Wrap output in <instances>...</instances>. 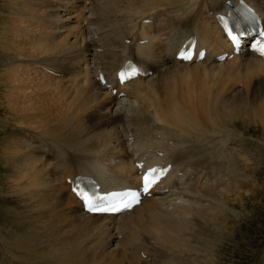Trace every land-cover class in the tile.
Returning <instances> with one entry per match:
<instances>
[{
    "label": "bare ground",
    "instance_id": "obj_1",
    "mask_svg": "<svg viewBox=\"0 0 264 264\" xmlns=\"http://www.w3.org/2000/svg\"><path fill=\"white\" fill-rule=\"evenodd\" d=\"M245 1L264 22V0ZM4 2L2 8L25 18L27 26L23 21L22 27L17 25L26 37L24 47L14 56L1 55L0 64L13 66L12 77L18 71L32 74L37 87L58 95L55 101L74 92L90 113L78 107L67 119L68 114L57 112L66 117L60 120L78 144L73 150L80 154L77 163L73 154L59 159L54 154L47 161L39 152L49 156V151L35 142L26 144L25 155L9 161L16 175L27 174L31 182L29 187L15 185L23 213L11 214L12 224L0 219V264H216L225 221L229 214L238 215L233 205L240 200V182L233 177L238 160L230 162L226 150L233 123L244 118V127L254 121L264 127V58L251 51L245 39L232 64L218 58L232 53L219 20L239 0ZM189 37L207 49L203 60L176 59ZM23 61L41 68L24 66ZM130 61L141 64L142 74L119 85L115 75ZM49 68L60 77L49 75ZM199 69L205 78L222 80L229 72L232 79L246 82L245 88L224 87L225 92L220 88L215 94L206 93V84L201 86L204 100L212 96L202 104L205 121L196 104ZM101 74L105 84L99 80ZM18 90L8 93L17 115L24 116L28 109L42 115L52 110L51 99L39 100L44 106L40 109L25 104L26 96L22 100ZM68 161L75 164L64 168ZM142 161L143 171L160 163L169 175L141 204L116 215L86 212L66 182L68 177L87 175L103 190L139 186L136 162Z\"/></svg>",
    "mask_w": 264,
    "mask_h": 264
},
{
    "label": "rangeland",
    "instance_id": "obj_2",
    "mask_svg": "<svg viewBox=\"0 0 264 264\" xmlns=\"http://www.w3.org/2000/svg\"><path fill=\"white\" fill-rule=\"evenodd\" d=\"M4 5H5L4 0H0V41H1L0 56L3 55L4 57H6L5 55L8 54L9 56H14L15 54L13 53L17 51V48L21 50L24 47V43H25L24 40H26V37L22 36L23 34H19V32L21 31L19 30L18 26L19 25L21 27L23 25H24L23 27H25V25L27 26L26 23L27 21L25 20V18L21 16H17L14 13H12L10 9H3L2 7ZM168 7L174 10L172 6H168ZM22 21L24 22L23 25H21ZM18 36L20 37L22 36L21 38L22 40ZM17 39H19L18 42ZM6 47L8 51L5 50ZM3 48L5 51L3 50ZM232 59H235V57L234 56L227 57L226 63L228 65L232 64L231 63L233 62L231 61ZM20 64L24 66H29V65L35 66L31 61H23L20 62ZM37 66L41 68V65L37 64ZM11 67L13 68V66L11 65L5 67L4 65L0 64V219L4 223H6V225L12 224L9 220L12 218L11 214L13 215L15 213H18L19 210L21 212L23 211L22 207L18 204L22 198V195L21 193L17 192V187H15V185L23 184L29 187V183L31 182L30 181L31 178H29V175L24 173L21 175H16V173H14L13 168H11L9 163V161L12 160V157L16 159L19 157V155L20 156L25 155L28 149L26 144L35 142L37 143L36 144L37 147H40L41 145L40 143H42L43 145L41 146L46 147V149L49 151L50 154L49 156L48 154L44 155L43 152L41 153L39 152V154L43 155L47 161H52V156H54V154L57 156L58 159L61 158L62 156L65 157V155L67 154H73V161L77 163L78 161H76L75 159H79L80 154L74 151L77 150L76 148H78V144L75 145L71 136L67 135L68 131L66 130V124L63 125L64 124L62 123L63 120L60 119L63 118L66 119V117H64L65 114H68L66 115L68 117L71 113H76L77 110L79 111V109L86 110L88 113H90V110L87 109L89 107L83 108L82 106H80V101H78L77 96L73 94L74 92L72 93L68 92L70 94L66 93L63 98H60L61 101L60 100L55 101L58 100V95L56 93L53 94L52 91H49L50 89L44 90L37 87L38 82L36 83V80L33 79L32 74L30 75L21 74V72L18 71L13 75V77L12 75L10 76L9 72L12 69ZM200 70L201 69H199L196 74L198 94L200 95L199 96L197 94L196 98L198 99L197 100L198 102L196 101V104H198V108H199L198 109L200 115L199 118L204 119L205 121V115L202 112V108H203L202 104L204 101H207L210 98H212V96L208 95L209 99L207 96L205 97L204 100L201 86L202 87L204 86V88L207 86L205 88L206 93L208 92L212 94L213 92V94H215L221 89H223V91L225 92L226 90H224V87L226 89L232 87L245 88L246 82L244 78L241 79L236 78V80L232 79V77H230L229 72L223 73L222 80L218 79V77L212 78L211 76L205 78L202 71ZM46 71L51 76L60 77V74L51 68L46 69ZM64 75L65 74H63V76ZM67 76L71 77L70 75ZM17 77L19 78V80ZM21 77L23 78V80ZM15 79L17 80L15 81ZM11 83L13 87L11 86ZM179 83L181 82L179 81ZM14 88L15 90L19 89L18 91L20 95H22V100H25L24 97L26 96L27 100L24 102L25 104L34 103L33 105L30 106H34L35 104H37L40 109L44 106L39 104L38 102L39 100L42 102L51 99L49 100L50 103L49 102L48 103L51 105L52 110L46 115L45 114L42 115L43 114L42 111H40L39 114V110L35 111L36 110L35 109L33 111L32 109H28V111L26 110L27 113L24 116L17 115L16 111L14 112L10 108L9 106L10 102L8 101V93H10ZM67 95L68 97L73 98L72 100L68 98L72 101L71 105L69 104L70 100L66 99ZM71 95L72 96L74 95V97H72ZM73 101H75L77 105ZM67 103L68 105H66ZM72 104L75 106H72ZM65 107L71 108V111L67 110V108ZM59 110H62V112H64L63 117H60L59 113H57ZM69 117L67 119H69ZM70 119L72 120L73 118ZM247 120L248 119L240 118L234 121L233 123L234 126H232V129L234 130L233 131L234 134L233 136L231 135V137L229 138L228 140L229 143L227 142L226 150L228 151V153H230L229 156L230 162L234 158L238 160V165L235 168L236 172H234L233 177L236 176L237 184L240 182V191L238 190V192L240 193V198H239L240 200L237 201L238 202L237 206L236 204L233 205L234 208H236L238 215L232 216L229 214L228 219L226 218L227 219L225 221L226 230L223 229L222 232L223 241L219 243L220 246H222V250L220 251L219 259L217 260L216 264H264V127L258 121L249 123L247 127L242 126V124L244 122H247ZM67 121L69 122L70 120ZM57 129L58 132H56ZM55 132L58 134L54 135ZM49 134L52 135L49 136ZM56 135H58L57 136L58 139L54 138L56 137ZM50 137L55 140L53 139L51 140ZM61 137L64 138L61 139ZM43 140L45 141L42 142ZM24 142L26 143L24 144ZM52 142L55 144H53ZM21 145L24 147H22ZM64 145L67 149L64 147ZM16 147L18 148V150L16 149ZM237 149L238 150L240 149L239 152ZM240 154L242 158L240 157ZM243 158H247L248 160H245ZM73 161L65 162L64 168L74 163ZM227 162L229 163L228 159ZM213 249L214 247L209 252L213 253ZM142 255L145 256V254ZM143 256L142 258H144ZM91 259L94 260L93 257ZM139 263L140 261L137 264Z\"/></svg>",
    "mask_w": 264,
    "mask_h": 264
},
{
    "label": "snow or ice",
    "instance_id": "obj_3",
    "mask_svg": "<svg viewBox=\"0 0 264 264\" xmlns=\"http://www.w3.org/2000/svg\"><path fill=\"white\" fill-rule=\"evenodd\" d=\"M261 36V40L257 41V47L258 50L260 51V53L262 55H264V32L260 33ZM234 42H238L237 37L233 36L232 37ZM179 56L181 59H190L191 58V54L190 53H186L185 51H181L179 53ZM126 77L124 76V74H121V79H125ZM159 179V173L157 172L156 169H151L149 170V173L147 175H145L144 177V192H147L154 183H156V181ZM78 195H80L88 204V207L91 211H119L120 208L116 207L115 205H113L111 208H102L99 206V204H102L104 202H106L107 197L106 196H100V195H95L93 197L88 196L87 194L83 193V192H78ZM115 195V194H113ZM132 197V200L129 203H124L123 201H121V205L123 208H128L131 206V203H138V199L136 198L138 194H128ZM99 202V203H97Z\"/></svg>",
    "mask_w": 264,
    "mask_h": 264
}]
</instances>
